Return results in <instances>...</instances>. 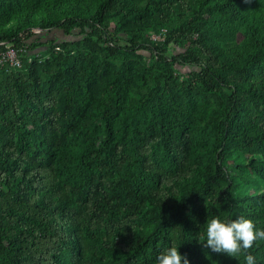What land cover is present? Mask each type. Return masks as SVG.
Instances as JSON below:
<instances>
[{
	"label": "trees",
	"instance_id": "obj_1",
	"mask_svg": "<svg viewBox=\"0 0 264 264\" xmlns=\"http://www.w3.org/2000/svg\"><path fill=\"white\" fill-rule=\"evenodd\" d=\"M149 7L157 13L147 20L186 17L177 29L184 52L165 57L134 36L124 45L108 29L116 15L133 31L142 23L128 19H143ZM208 22L245 28L235 57L217 54L209 37L192 48L191 33ZM55 28L112 38V58L149 51L163 74L135 99L133 79L118 71L104 99L91 97L98 117L74 123L71 99L95 84L75 58L57 53L30 63L26 77L0 81V264H156L172 246L189 264H245L243 253H214L202 242L214 217L264 229L260 0H0V51ZM175 65L195 66L197 82L217 97V115L194 116L189 86L168 75ZM250 252L264 264V241Z\"/></svg>",
	"mask_w": 264,
	"mask_h": 264
},
{
	"label": "rangeland",
	"instance_id": "obj_2",
	"mask_svg": "<svg viewBox=\"0 0 264 264\" xmlns=\"http://www.w3.org/2000/svg\"><path fill=\"white\" fill-rule=\"evenodd\" d=\"M264 5V0H260ZM150 13H157L155 9L149 7L146 12L142 13L143 19L135 18L128 19L130 23L139 22L140 25H134V30L125 31L126 26L123 20L114 15L108 20V29L115 38L122 39L123 43L134 36L133 40L138 45H146L156 47L159 52H163L165 57L175 56L184 52L189 44L185 42L184 35L177 31L178 27L184 24L186 17L176 18L170 17L163 20L156 15L155 21L149 18ZM143 21L147 22L143 24ZM150 23V24H148ZM123 32L127 34L124 35ZM35 35L27 38L26 51L20 54L21 66L19 69L8 64L0 68V81L10 78V74L17 76L19 74L27 76V66L30 63H43L45 61L56 60L57 53L64 54L67 57L75 58L79 65L84 68V72L94 80L95 84L92 91H88L86 95H78L73 107L68 106V116L74 123L80 119L81 115H88L93 119L98 117V110L92 106L91 97L104 99L102 96L105 91L110 92L112 89V79L115 73L123 71L127 77H131L134 82V87L131 90V96L135 99L139 98L143 92L154 87L160 80L159 74L163 72L159 69L155 59L151 57V52L145 50H137L135 52H127L119 58L109 56L110 42L108 41H92L85 34H81L78 29L73 30L70 34H65L60 29H52L50 31L32 30ZM193 40L197 42V46L192 48L199 52L198 41L206 40L209 37L208 43L213 44L214 51L222 57L232 58L239 52L243 46L246 30L243 26L235 28L225 24L215 25L208 22L203 26L195 27L191 33ZM183 38V39H182ZM48 41H55L52 47L46 45ZM66 43L68 47H56ZM195 66L193 65H175L171 71V76L180 86H189L188 101L193 108L194 116L207 119L209 116L219 113L217 106V97L206 92L197 82L196 76L193 74ZM47 79V77H43ZM163 81L161 80L160 83ZM86 85H83L85 89ZM69 97L73 94L69 93ZM80 94V91L78 92ZM102 96V97H101ZM202 123H200V126ZM1 134L3 131L0 132ZM225 167L229 172L233 169L230 161L225 162Z\"/></svg>",
	"mask_w": 264,
	"mask_h": 264
},
{
	"label": "clouds",
	"instance_id": "obj_3",
	"mask_svg": "<svg viewBox=\"0 0 264 264\" xmlns=\"http://www.w3.org/2000/svg\"><path fill=\"white\" fill-rule=\"evenodd\" d=\"M258 241H264V229L257 228L251 219L239 217L222 221L214 217L207 221L206 238L202 245L214 253H224L230 257L243 253L245 264H256L250 250ZM156 264H189V261L186 255L180 254L178 247L172 246L157 256Z\"/></svg>",
	"mask_w": 264,
	"mask_h": 264
},
{
	"label": "built area",
	"instance_id": "obj_4",
	"mask_svg": "<svg viewBox=\"0 0 264 264\" xmlns=\"http://www.w3.org/2000/svg\"><path fill=\"white\" fill-rule=\"evenodd\" d=\"M25 51L26 45H5L4 49L0 51V66L8 64L11 67L19 68L21 66L20 54Z\"/></svg>",
	"mask_w": 264,
	"mask_h": 264
}]
</instances>
